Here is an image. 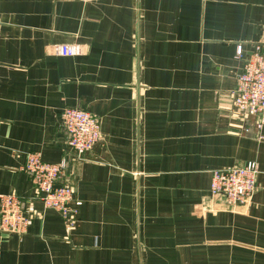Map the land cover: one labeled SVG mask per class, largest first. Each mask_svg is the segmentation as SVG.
<instances>
[{
    "label": "crops",
    "instance_id": "obj_1",
    "mask_svg": "<svg viewBox=\"0 0 264 264\" xmlns=\"http://www.w3.org/2000/svg\"><path fill=\"white\" fill-rule=\"evenodd\" d=\"M0 18V193L31 216L0 233V264H264V128L233 97L264 0H0ZM69 107L101 124L84 159ZM30 152L68 161L74 226L38 198ZM251 161L249 204L212 195L216 170Z\"/></svg>",
    "mask_w": 264,
    "mask_h": 264
},
{
    "label": "built area",
    "instance_id": "obj_2",
    "mask_svg": "<svg viewBox=\"0 0 264 264\" xmlns=\"http://www.w3.org/2000/svg\"><path fill=\"white\" fill-rule=\"evenodd\" d=\"M2 20L0 18V25ZM244 55L239 45L238 58ZM1 69V67H0ZM234 106L241 116L256 119L255 128H264V42L255 43V48L246 58L243 71L237 78L233 91ZM65 132L69 136V146L76 157L84 159L102 143L103 134L99 120L90 112L69 107L62 111ZM66 159L58 163L45 162L39 152L27 154L23 170L37 186L38 198L45 207L55 209L62 215L68 226L76 224L78 207L73 186L59 183L67 167ZM260 168L255 161L228 169L216 170L211 183L213 196L222 195L231 206L249 204L257 189ZM31 225V216L23 208L21 199L13 193H0V233L24 235Z\"/></svg>",
    "mask_w": 264,
    "mask_h": 264
}]
</instances>
